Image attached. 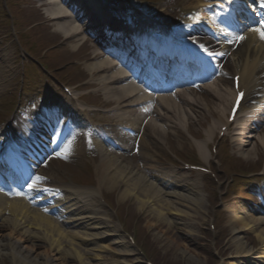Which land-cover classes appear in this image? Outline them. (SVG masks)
Wrapping results in <instances>:
<instances>
[{
	"label": "bare ground",
	"instance_id": "bare-ground-1",
	"mask_svg": "<svg viewBox=\"0 0 264 264\" xmlns=\"http://www.w3.org/2000/svg\"><path fill=\"white\" fill-rule=\"evenodd\" d=\"M42 1V6H44V13L45 17L49 19L50 22H52V25L54 26V32L59 34L60 36L70 39L72 37H76L77 34L80 33V31H83V25H79L72 21H67L68 13H67V6H71L72 3H67L65 0H40ZM65 3V5H64ZM83 3V2H82ZM205 2L201 0H196L194 8L205 6L203 5ZM261 5V0H260ZM62 4V5H61ZM64 5V6H63ZM262 7V6H261ZM67 10V11H66ZM85 13H90L88 9L85 8ZM94 16V19L96 20L98 17L96 15H102L103 17L109 19L110 18V12H94L92 13ZM100 16V17H102ZM92 16H88L89 19L93 20L91 18ZM102 17V18H103ZM98 20H101L98 18ZM105 20V19H102ZM110 21V20H109ZM104 26L108 27L107 25L103 24ZM104 37V36H103ZM245 39L242 41H239V46L236 48V50L233 49L232 45L229 44L228 48L232 50V54L234 57H236V63L229 62L228 60L222 59L220 62V65H222L225 69L219 68V73L223 75L221 78H216L211 84H206L203 87L200 88V91H204L205 93L202 95V99L196 97L194 94H192L189 91L182 90L175 93L176 97L170 98V96H162V104L160 105L162 107H157L156 111L159 116H157L161 124L168 123L167 120H170L171 124L166 125L167 127H170L171 129H175L176 131L182 132V129H189V127L194 126L197 123H200L201 119L204 118L207 115H216L217 119L216 122H214L212 125H210L207 129V133L212 134L215 129H219L221 126H225V120H224V113L226 112V108L228 103L232 100L234 97V92L232 90V76L235 74L237 69L239 68L240 71L249 70V76L246 79V87H247V96H246V103L256 101L258 104H261V107H254L250 106L251 109L248 110V113L242 117H240V128L241 131L239 134L235 135L234 138H231L230 141L232 142V146H236L239 151L251 147L249 150H244L243 157L246 159L253 158L252 153L255 151H258V149H263L264 151V138L263 137H254V136H248L251 132H254V130L258 129L260 131H264V126L262 124L264 123V42L261 39V36L258 32L252 31V29L244 34ZM106 38V37H104ZM102 39V38H100ZM203 42L209 43L211 47H215V41H207L204 40ZM79 44H75V48L79 47ZM108 46V45H107ZM214 56L216 54H219V52L215 49L212 53ZM8 53L5 52V58H7ZM223 57V56H222ZM240 63V66H237V64ZM2 66V65H0ZM86 69L89 73H96L98 75L96 82L100 87L101 92L104 94L105 98L109 101L116 102V106L119 107L124 100H122L124 97L127 96V98L132 94H138V87L132 83V82H126V85L124 86H116L119 84V81L113 80L115 78L127 81L126 77L122 74V69H118L114 67V64L112 62H109L107 59L100 60V61H92L86 66ZM106 72H108L110 75H108ZM7 73L4 76L0 75V81L4 77V80L6 79ZM165 73L163 74V76ZM255 75H260V77H255ZM169 80L171 82H167V84H172L174 82L173 78H179L178 75H169ZM200 75H196L198 77ZM224 76H229L231 79H227ZM255 79L253 83V78ZM252 78L251 84L248 82ZM113 85L112 86V83ZM126 92V94H125ZM262 93V98L257 97L258 94ZM189 93V95H188ZM134 98V97H133ZM137 98V97H136ZM175 98H179V101L182 100V104L185 105V108H182L179 106V104L175 103ZM131 100V99H127ZM126 100V101H127ZM135 100V98H134ZM247 106V105H246ZM245 107H242L241 112H243V109ZM261 109L262 111L258 112L259 110L255 109ZM255 111V112H253ZM114 114L110 111V115ZM113 116V115H111ZM118 116V115H117ZM263 118H262V117ZM118 118V117H117ZM237 122V123H238ZM117 127L122 126L124 130L127 128L131 131L134 130L137 132L139 128L133 127V125H130V122H127L125 120L117 121ZM141 124V123H140ZM159 125L157 123H154L152 120L149 121V123L145 126L148 131L146 132V129H141L137 133H142L144 138L148 136V134L156 133L154 136L155 139L159 138L163 142V136L162 132H164L162 129V125ZM117 127L114 129L117 131ZM238 127V126H237ZM137 130V131H136ZM115 132V131H114ZM118 132V131H117ZM208 134V135H209ZM95 141H97V138H94ZM160 142V141H159ZM151 141L142 140L141 146L142 148H145L146 151L153 148L155 149L156 146L161 148V144L153 142L151 145ZM96 146L97 144L94 143ZM154 144V145H153ZM203 145V143H202ZM201 144H197L195 142V146L202 150ZM69 148L73 149L74 152L78 151V147L71 143ZM105 149V148H104ZM148 152V151H147ZM101 157H100V164L103 167L101 168L100 173L102 176V180H107V187L108 188H114L115 186L124 185V189L121 192V197H129L132 195H136V185L134 182H131L132 176L134 175L133 168L130 169L131 165L129 163L126 164L127 167H125L128 170L122 169L121 166H119V159L121 157L117 155V157L114 156L111 152L106 151H100ZM145 157L148 158V160H152V156L149 155V153H145ZM148 169L151 168L147 165ZM114 168V170L112 169ZM112 170V171H111ZM153 170V169H152ZM155 173H158L157 170L154 169ZM133 174V175H132ZM133 181V180H132ZM97 191V190H96ZM141 193V191L137 194ZM154 195V194H153ZM120 197V196H119ZM136 197V196H135ZM153 197V196H152ZM156 196L154 195V198ZM177 200H184L183 196L179 194V199ZM146 201V200H145ZM8 202H5L1 195H0V219H4V213L2 211L4 209H1L2 204H7ZM9 215L7 216L6 223L1 222L0 225H5L9 231V235L13 234L14 231L20 230L19 228L23 227L24 230L23 235L20 234V237L23 238L22 243H38L34 248L39 249L41 244L46 245L49 247L50 251H54L59 255L60 260L66 261L63 257H67L69 259H77L80 261L81 264H86L83 258V251L78 250V245L76 243H79V241L85 240L83 236L89 235L91 233V230H99L100 226H98L97 223L91 224L93 222H87L82 225L74 224L73 228L75 226H79V231H72V227H69L67 231H64V229L59 226V224L56 221H53L51 218L40 214L33 213L30 211L24 204H22L18 200H11ZM139 206L144 204V200L139 199L137 201ZM2 210V211H1ZM88 218V217H85ZM82 218V219H85ZM89 220V219H88ZM1 221V220H0ZM239 223L241 224L240 228H250L249 223L245 224L242 222L241 219H238ZM27 225L28 227H25ZM257 225V224H256ZM31 226V227H30ZM255 227V226H254ZM252 227L251 229H254ZM35 229V230H34ZM81 230V231H80ZM90 231V232H89ZM68 234V235H67ZM110 236H116V235H109L105 237ZM258 236V235H257ZM102 237L100 240H103ZM259 239L262 237L258 236ZM15 242L11 248L12 257L17 256L18 254H24L26 258H30L31 255L29 254L30 251L26 252L27 249L22 248L19 244L21 241ZM93 241H95V237L93 238ZM117 244V243H115ZM241 243L235 244V250L238 252L237 254L242 253V246ZM3 243L0 240V248H3ZM5 246V245H4ZM32 246V245H31ZM33 253V252H32ZM246 253V252H245ZM42 256V255H40ZM44 262L46 264H51V256L50 255H43ZM241 258H246V256H243ZM260 259H263V257H259ZM67 264V262H64ZM28 264H33V262H28Z\"/></svg>",
	"mask_w": 264,
	"mask_h": 264
},
{
	"label": "rangeland",
	"instance_id": "rangeland-1",
	"mask_svg": "<svg viewBox=\"0 0 264 264\" xmlns=\"http://www.w3.org/2000/svg\"><path fill=\"white\" fill-rule=\"evenodd\" d=\"M105 4L107 5V8L110 7L109 5H114L115 0H104ZM120 1V0H119ZM13 3H16L14 1ZM165 7H166V15H173L174 17L172 18L173 21H176V17L179 16V0L174 1V0H166L164 2ZM9 8L12 10L14 9L17 12L16 8H13L12 4L9 2ZM32 8L34 9V20H42L45 18V13H44V6L38 7L36 4H32ZM3 8L0 6V14L2 13ZM171 11H175L176 13L172 14ZM171 19V18H170ZM43 30V33L41 36L43 37V40H48V44L51 45L52 43H60L64 42L63 38L54 33L52 28H47ZM41 31L40 29L35 30V32ZM1 40V39H0ZM2 41V40H1ZM67 46L64 47L65 51L64 54L61 56L63 59L62 62L64 61H69L70 58L77 56L76 53H79L81 49L83 50L85 47H87L90 42L85 43L83 46H81L77 52L73 51L74 47V41L67 42ZM65 44V43H63ZM73 44V45H72ZM76 44V43H75ZM0 49L3 50H8L11 51L13 54V57H15L16 60V66L18 64L17 58H16V51L13 48V44L3 43L0 42ZM0 50V51H1ZM68 55V57H67ZM73 57V58H74ZM68 58V59H67ZM59 66V64H57ZM85 67V66H84ZM83 70V71H82ZM80 70H77V74L75 76V80H82L88 75L86 74L84 68ZM75 73V72H74ZM39 76H41L38 80L42 82L50 81L51 77L46 75L45 73L39 71ZM17 78V88L21 85V78L22 74L19 72L18 69V74L15 77ZM37 81V83H39ZM7 82V81H6ZM8 84L5 85L7 87H14L15 84H13V81L7 82ZM29 86H26V88ZM98 101H102V98H97ZM96 101V99H95ZM211 121H213L212 117H206L202 125L200 126H195V128L191 129V134L197 137L198 139L207 137L205 136L206 134V129L207 127L211 124ZM216 132V131H215ZM180 142L177 140L170 141L169 137L168 140L170 141V147L172 150H174L177 155H182L184 158H188L191 156L192 152H196L197 150L192 146L188 145L187 143V137L184 136V133L181 135ZM189 142V141H188ZM179 146V148H178ZM208 151L211 153V147H208ZM227 151L230 154H232L235 157H239L244 161H247L246 159H243L240 157L236 150H233L230 146L229 141H225L223 144L220 143L219 147L216 149V156L214 159L212 158L213 161V167L214 171H217V178H218V183L222 184V189L225 188L227 184L230 183L231 181V175L229 172H222V169L226 167V164H222L221 162V154ZM212 157L214 156L211 153ZM264 160V152L260 151V154L257 155V158L253 156V159L249 160V163H255L256 165L260 164L261 161ZM82 159H78L75 161V163L70 165V169L72 171L77 170L76 167L81 165ZM83 162V161H82ZM211 162V161H210ZM212 163V162H211ZM248 163V162H246ZM61 172H64L63 169H59ZM143 181H146L144 179L140 178H135L133 179L132 182L137 183L138 188H144L145 192L143 194H139L136 197L135 196H129L126 197L123 203L124 207L128 208L127 213L130 216V219L135 223H138L139 227V233L145 239L147 242L148 248L153 251V264H213L215 261H211L209 259V247L210 243L209 240L205 238V233L206 232V226L202 227L199 229L197 227V223L193 222L192 220H196L198 218L202 219L200 216L199 212H204L207 223L210 221L211 218H213L215 221L217 220V215L223 214V224L229 226V229L226 227L227 231L222 236L223 240L220 242L221 246V251L220 255L222 253L226 254V256H231V255H236V250H235V245H233L237 240L241 242L242 250H248L251 249L255 246H258V244L254 243L256 240V234L257 231H262L263 227H259V229L255 232H253L250 229H242L240 228L241 224L237 220L238 217H242L244 219H248L245 215H242L240 212V215L238 213L240 205L243 204V201L238 200L233 194H231L229 199L226 202H219V206L216 209H213L211 205L209 204V195L207 194V190L204 188L202 190H199V194L194 196L192 193H185L188 194L190 197L195 199L197 202L196 205V211L195 216H191V212L193 210L187 208L190 205L187 203H183V206H181L179 211H185L188 213L186 217H181L179 215L178 220L174 218L172 215H164L161 213V210L159 209V212L153 211L152 207L156 201L154 198V195L152 192L147 191V186ZM215 183V182H214ZM213 184V187H210L211 189L214 190V192H220L221 190L219 189L218 185ZM257 184L255 181V178L250 179L246 184H243L242 187L246 190L247 189H254L253 185ZM114 190L106 189L105 192H113ZM153 196V197H152ZM139 199L144 200V204L139 206L137 201ZM146 200V201H145ZM167 203L170 202L166 200ZM122 206V205H121ZM197 207H199V210H197ZM216 210H219L220 213H218ZM95 211H98L95 209ZM128 216V217H129ZM191 216V217H190ZM230 216V217H229ZM256 216V215H254ZM190 218V219H189ZM227 220L229 222L227 223ZM198 224L200 225V220H198ZM181 223H184L181 224ZM112 223H108V226L110 228L107 233H105V229L100 230V233H105V235H110L111 229L113 228ZM107 226V223L106 225ZM201 226V225H200ZM199 229V231H198ZM219 230V228H218ZM67 231V230H66ZM18 233H22V230L18 231ZM97 232V233H99ZM221 234V235H222ZM20 235V234H19ZM19 235H15L13 237V244L15 241L21 242L19 243L22 248H26L27 251H30V258H26L24 254H18L17 253V258L15 260V264H28V262H33V264H46L44 262V257L43 255H50L51 256V264H65L64 262H67V264H81L80 261L78 260L77 262H74L75 259H69L66 256L63 257L66 261L60 260L59 255L54 252L50 251L49 248H46V246H40L39 249L35 250V245L37 243H30V244H25L22 243V238ZM68 235V234H67ZM0 240L3 244H9V234L7 230L0 231ZM99 241V240H97ZM257 241V240H256ZM12 242V241H11ZM114 242V239H111L109 241L108 239L102 240L99 242V244H90V243H76L78 245L81 251L83 253H86L84 255L85 262L86 264H133V262L137 261V258L135 256H130V257H120L118 253H123L125 250L123 249L124 247L121 245H116L112 246V243ZM123 242V240H122ZM209 243V244H208ZM13 244L11 246H13ZM200 244V245H199ZM202 244V246H201ZM204 244H207L206 246ZM32 245V246H31ZM95 245L98 246H103L101 249H96L94 248ZM4 249L0 248V264H13L9 257H7V253L9 252L10 246H4ZM148 249V251H149ZM208 249V250H207ZM224 251V252H222ZM33 252V253H32ZM133 254V252H130ZM42 255V256H40ZM223 256V255H222ZM210 261V262H209ZM228 264H236L234 261L232 263Z\"/></svg>",
	"mask_w": 264,
	"mask_h": 264
},
{
	"label": "snow or ice",
	"instance_id": "snow-or-ice-1",
	"mask_svg": "<svg viewBox=\"0 0 264 264\" xmlns=\"http://www.w3.org/2000/svg\"><path fill=\"white\" fill-rule=\"evenodd\" d=\"M261 6L264 7V0H261ZM252 31L258 32L261 36V39H264V31L261 30V28H253ZM243 39H245L244 36H237L236 37V41H242ZM230 43L233 41H229ZM204 52H208V49L204 46V45H200L199 46ZM243 96V93H240V97H238L237 99V104H239L240 102V98ZM69 149L68 148H64L62 153H57V156H64V158H66V155L68 153ZM44 179V177L41 176H35L34 179L31 180V183L28 184L29 189H34L35 187H37L41 181ZM17 196H22L23 193L21 192H17L15 193Z\"/></svg>",
	"mask_w": 264,
	"mask_h": 264
}]
</instances>
